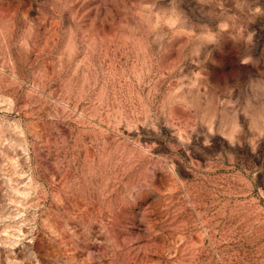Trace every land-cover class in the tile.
Masks as SVG:
<instances>
[{"label": "rangeland", "instance_id": "rangeland-1", "mask_svg": "<svg viewBox=\"0 0 264 264\" xmlns=\"http://www.w3.org/2000/svg\"><path fill=\"white\" fill-rule=\"evenodd\" d=\"M0 264H264V0H0Z\"/></svg>", "mask_w": 264, "mask_h": 264}]
</instances>
